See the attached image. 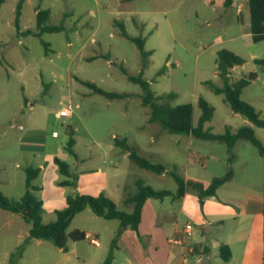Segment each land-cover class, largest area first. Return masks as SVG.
<instances>
[{
	"label": "rangeland",
	"instance_id": "374dc122",
	"mask_svg": "<svg viewBox=\"0 0 264 264\" xmlns=\"http://www.w3.org/2000/svg\"><path fill=\"white\" fill-rule=\"evenodd\" d=\"M15 2L4 0L0 4V191L10 200L19 201L26 192L27 168H41L33 184L40 189L35 195L44 204L42 217L47 224L56 220V211L66 207L68 196L80 194L79 185L84 192L94 193L105 180L103 194L128 213L133 205L124 200L127 194L136 193L139 180L154 190L177 193L178 185L171 175L140 168L121 147L117 146L123 151L122 159L113 161L115 153H105L106 149H114L113 136L126 138L138 155L165 165L186 180L208 185L232 171L233 179L217 192L219 198L241 200L246 194L264 197V157L250 141L238 140L229 149L221 142L169 133L150 122V108L143 105L141 86L122 71L123 67L131 76L143 71L155 97L174 93L173 105L192 104L194 126L201 116L198 101L203 98L215 109L205 130L223 134L227 128L236 132L250 125L264 142V128L233 112L224 95L207 84L221 86L217 54L222 49L233 51L246 63L231 74V80L257 73V79L243 90L241 98L264 115V69L253 61L264 58V41L253 43L248 28L242 33L247 37L230 39L240 33L239 26L220 20L219 0L215 5L211 0H26L20 20L22 30L36 29L38 9L50 10L48 25H62L64 30L19 38L14 25ZM244 16L248 25L247 9ZM232 18L228 12L226 20ZM120 24L128 35L144 40V50L150 52L145 69L139 47L122 34ZM44 43L49 45L48 53ZM82 81L129 96L110 100ZM67 105L73 107V116L59 118L57 113ZM68 128L74 130L75 156L67 150ZM23 148L45 154L41 158L22 152ZM55 157L69 165L71 177L59 172ZM101 163L105 177L94 175ZM65 180H76L77 186L61 185ZM186 192L197 198L200 208L198 191L187 187ZM155 203L158 210L173 206L170 197L164 198L163 204ZM174 211L178 215V209ZM7 213L13 220L10 227L0 221L2 264H10L7 252H15L24 244L31 226L20 216ZM190 226L192 234L186 235L196 243L199 227L194 223ZM75 229L97 236L101 247L93 246L89 239L76 243L69 240L64 252L51 241L32 240L24 245L19 264H103L111 252L116 264H124L126 252L118 245L127 244L134 230L123 229L118 220L100 218L90 208L72 220L68 231ZM223 234L228 238L230 227ZM217 236L218 230L212 228V244ZM179 240L173 237V241ZM185 255L187 264H198L196 255L188 251Z\"/></svg>",
	"mask_w": 264,
	"mask_h": 264
},
{
	"label": "trees",
	"instance_id": "16d2710c",
	"mask_svg": "<svg viewBox=\"0 0 264 264\" xmlns=\"http://www.w3.org/2000/svg\"><path fill=\"white\" fill-rule=\"evenodd\" d=\"M232 0H226L225 4L229 6ZM23 0H20L16 8L15 27L17 29L16 37L20 36H37L40 37L43 33H55L64 30L62 25H48L50 18V10L43 9L37 12L36 29H28L20 31L19 17ZM247 7L250 14V31L253 43L257 44L264 41V0H248ZM122 34L130 41L137 44L142 55V68L145 69L148 65V57L150 52L144 50V40L139 37H132L127 34L124 26L121 25ZM46 52H49V45L44 43ZM246 63V60L228 49H222L217 54V75L221 81V86H217L212 82L207 84L214 90L215 93L224 95L225 101L230 105L233 112L241 114L250 123L258 128H264V115L256 110V108L245 102L242 98L243 90L257 79V73L251 72L246 77L237 81L231 80V71L235 67H240ZM254 63L260 65L264 69V58L254 59ZM122 71L127 75L128 79L136 84H139L143 90L142 102L143 105L150 108V122L160 125L164 130L171 134H186L196 138L217 141L226 144L229 149H232L238 140L250 141L264 157V142L260 141L253 127L244 125L236 132H232L229 128L223 134H213L204 129V125L211 121L214 115V107L205 99L200 98L198 106L201 109V116L198 125L194 126V106L190 103L173 105L172 100L176 98V94L171 93L161 97H155L150 91V83L143 78V71L138 76L128 75L125 68ZM83 84L91 88L95 93L105 96L110 100L127 98L128 94L116 92H107L94 83L82 81ZM69 142L67 150L76 155L74 150L75 139L74 130L68 128ZM116 146L130 152V159L135 162L140 168L151 171L158 175L169 174L173 177L178 185L177 193H172L167 190L157 191L146 185L142 181H137V191L135 194H127L125 203L133 205L131 213L119 210L117 204L104 194L98 196L76 194L67 197V205L63 210L56 211V220L52 223L43 222V203L35 195V192L40 190L38 186L33 184V181L38 177L40 168L26 169V192L19 201H12L0 191V209L6 210L13 214L20 215L21 218L31 225L29 237L25 239L24 244L13 252L10 256V264H19L20 258L23 255L24 245H28L32 240H47L51 241L56 247L67 252V243L69 240L79 242L86 239L87 235L80 229L68 231L72 220L76 215L83 212L86 208H90L92 212L105 220H118L123 229L131 228L139 232V226L142 219L143 206L149 199L163 200L166 197L180 199L184 197L187 187H191L198 191V199L203 206L204 199L210 196H215L217 190L225 183L233 179V172L229 171L225 176L215 178L210 184L205 185L200 181L193 179L186 180L176 171H169L163 164L153 163L150 160L138 155L128 144L126 138H115ZM55 164L59 168V172L67 177H71L70 167L58 157L54 159ZM63 186H77L76 180H65L60 183ZM264 213V207H263ZM221 258L228 262L232 257L230 247L222 244L220 246ZM113 253L111 252L103 264H112Z\"/></svg>",
	"mask_w": 264,
	"mask_h": 264
},
{
	"label": "crops",
	"instance_id": "0c3cea01",
	"mask_svg": "<svg viewBox=\"0 0 264 264\" xmlns=\"http://www.w3.org/2000/svg\"><path fill=\"white\" fill-rule=\"evenodd\" d=\"M19 1L20 0H16V7L13 8L15 13L14 25L16 20V8ZM25 1L26 0H23V4ZM225 2L226 0H219V9L221 11L220 20L226 21L228 24H238L240 32L237 36H231L230 39L247 37V34L242 33L246 28L250 31V14L248 25L245 24L244 16L245 9H247L249 13L247 7L248 0H232L229 6H227ZM3 3L4 0H0V4ZM211 3L215 5L216 0H211ZM22 9L19 17V25L22 17ZM39 10L40 9L36 11V16ZM228 12L232 13V21L226 20ZM226 23L223 25L225 26ZM224 29L227 34L230 33L227 30L228 28ZM26 30H22L20 27L21 32ZM248 34L252 40L251 31ZM254 59L259 58H253V61ZM237 69L238 67H235L231 71V74ZM113 138L115 139L116 137L113 136ZM113 148L112 150L106 149L105 153H115L116 157L113 161H119L122 159L123 151L120 150L115 143ZM22 152L35 154L41 158L45 154V151H37L28 148H23ZM129 154L130 152H128L127 156H129ZM52 157L53 154H50L51 159H53ZM123 159H125V157ZM116 163L117 162H113L114 165H116ZM105 174L104 163H101L95 170L94 175L97 177H105ZM77 189L80 194L98 196L103 194V189H106V181L101 180L99 190L94 193L84 192L81 185H79ZM217 192L215 196L205 198L203 206H200V208L198 203H196L197 198L189 196L187 192L184 197L180 199L170 197L173 204L170 209L158 210L155 202L159 201L161 202L160 204H163L164 199L147 200L143 206L139 232L134 231L133 234L129 235L130 240L127 244L118 245V248L126 252V258L123 260L124 264H182L183 256L186 251L198 257L196 260L198 264H264V242L260 241L261 239L264 240V197L246 194L241 200L234 198H219ZM62 193L64 194V191ZM236 201H239V204H235L234 202ZM175 208L178 209V215H175ZM7 212L6 210L0 209V221L4 222L6 227H10L13 219ZM19 218H21V216ZM182 222L184 223L183 226H181ZM192 223L199 227V240L196 243H191L190 238L186 235V227ZM227 227L231 229V234L228 238L223 234V231H225ZM30 228L31 226L28 228V231H30ZM212 228H215L219 232V236L214 238V244L210 242V230ZM84 232L87 235L86 239L95 236H89V232ZM172 232L173 236H170ZM173 237L179 238V243L173 242ZM252 238H255V240L252 241ZM140 240H142V242ZM237 243L240 244L237 245ZM222 244L230 247L232 257L228 262L224 261L220 256V246ZM12 253V250H9L6 255L11 256ZM115 259L114 257L112 264H116ZM0 264H2L1 247Z\"/></svg>",
	"mask_w": 264,
	"mask_h": 264
},
{
	"label": "built area",
	"instance_id": "2783aa9c",
	"mask_svg": "<svg viewBox=\"0 0 264 264\" xmlns=\"http://www.w3.org/2000/svg\"><path fill=\"white\" fill-rule=\"evenodd\" d=\"M74 113L73 107L71 105H67L65 107H63L59 112H58V117L62 118V117H72ZM54 136H57V132H54ZM186 233L187 234H192V228L190 225H188L186 227ZM89 241L90 243L95 246V247H100V241L96 236H91L89 237ZM175 243H179V241H173ZM182 264H187V257L186 255L183 256V260H182Z\"/></svg>",
	"mask_w": 264,
	"mask_h": 264
}]
</instances>
